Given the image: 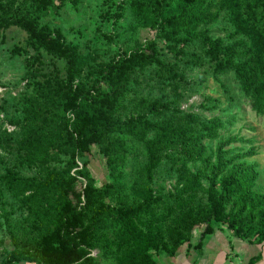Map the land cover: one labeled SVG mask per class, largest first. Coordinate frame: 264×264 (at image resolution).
Segmentation results:
<instances>
[{
  "label": "rangeland",
  "instance_id": "rangeland-1",
  "mask_svg": "<svg viewBox=\"0 0 264 264\" xmlns=\"http://www.w3.org/2000/svg\"><path fill=\"white\" fill-rule=\"evenodd\" d=\"M159 1L63 0L58 15L47 18L46 22L60 29L69 44L78 46L86 61L82 82L87 84L96 76L98 62L117 58L123 50L139 46L148 39L156 40L161 47V58L185 80L171 77L157 65L138 70L124 88L119 115L123 119L137 116L145 112L153 101L164 99L168 101V106L162 114L186 128L195 124L191 114L231 119L232 123L222 132V138L238 135L254 141L259 154L250 161L258 164L257 189H263L264 115L254 111L251 99L243 95L230 73L220 76L225 88L214 80L213 66L203 52L201 41L188 50V54H194L192 60L188 56H176L168 48L167 43L158 37L152 19ZM166 1L173 5L184 2ZM37 7L38 0H0V18H33ZM213 22L202 29L208 27L216 36L228 39L230 29L225 28L223 22ZM36 51L27 33L20 28L0 30L1 264L9 258L8 252H26L41 244L42 237L52 227L56 207L61 200L59 189L43 174L35 173L29 164L17 162L14 158L16 152L10 155V146L21 139L31 134H51L58 128L45 120L43 113L56 100L58 78L62 77L65 63L47 53H43L42 63H39L33 58L37 56ZM196 56H200L202 61L196 63ZM33 60V73L30 74L27 64ZM207 97L219 99V107L212 110L205 108L202 103ZM132 133H108L101 148L93 147L87 156L96 185L105 191L103 202L115 208L137 205L149 197V152L144 139L137 137L138 133ZM218 142L219 139L207 140L206 144L214 150ZM232 146L248 148V144L244 143ZM105 149L106 158L100 153ZM79 163L82 165L83 158H79ZM179 166L180 160L176 158L158 162L153 172L152 200L141 219L132 216L122 224L120 220L103 217L96 222L91 236L97 246L92 252V264H131V256L156 240L160 247V252L154 256L157 264H200L208 237L213 239V245L216 240L223 243L220 247L224 251L225 264L235 260V253L243 257L247 262L245 264H249L255 256L254 247L250 246L253 244L234 237L220 223H214L216 230L204 240L202 250L195 248L204 230L203 215L209 208L207 181L202 180L191 192L178 194L183 186L181 184L178 188ZM194 171L195 167H192L187 179ZM93 215L94 212L89 214L86 224ZM124 225L132 230L127 232ZM190 226L193 231L189 239L175 248L178 238L188 235ZM261 246L264 247V244ZM11 264L34 263L20 261Z\"/></svg>",
  "mask_w": 264,
  "mask_h": 264
},
{
  "label": "trees",
  "instance_id": "trees-1",
  "mask_svg": "<svg viewBox=\"0 0 264 264\" xmlns=\"http://www.w3.org/2000/svg\"><path fill=\"white\" fill-rule=\"evenodd\" d=\"M183 1L177 5L166 0L157 3L152 19L158 37L176 56H188L190 60L194 54H188L189 48L201 41L203 52L213 66L214 80L225 88L220 76L230 73L243 95L251 99L254 111L264 115V0ZM62 4L63 0H38L33 18H0V30L18 27L27 33L37 48L34 60L42 63L43 53H47L65 63L62 77L58 78L56 100L43 113L45 120L58 128L51 134H31L10 146V155L16 152L17 162L29 164L35 173L43 174L59 189L61 200L52 227L42 237L41 244L26 252H8L9 258L2 264L20 261L92 264V252L97 246L91 236L96 222L104 217L120 220L123 224L129 217L140 218L150 206L154 193L153 172L158 162L167 158L180 160L178 188L183 186L178 194L191 192L202 180L207 181L209 208L203 215L204 230L196 249L202 250L204 240L215 232L214 223L225 225L238 239L264 244V188L257 189L258 164L250 161L259 154L254 141L238 135L222 138V132L232 120L221 117L191 114L195 124L183 127L162 114L168 106L164 99L153 101L137 116L123 119L119 109L124 88L138 70L157 65L171 77L182 80L185 77L161 58V47L152 38L123 50L117 58L98 62L96 76L88 84L83 83L86 61L78 46L69 44L60 29L46 22L47 18L58 15ZM211 21L213 24L223 22L224 27L230 29L228 39L216 36L208 27L202 29ZM34 60L27 64L30 74ZM195 60L196 63L202 61L200 56ZM220 103L219 99L207 97L202 105L212 110ZM113 131L123 135L138 133L137 137L144 139L149 152V197L137 205L115 208L105 204V191L96 185L89 168L87 156L93 147L101 148L108 133ZM218 139L214 150L206 144L207 140ZM236 143L248 144V148L233 147ZM106 151L100 152L104 158ZM79 158H83L82 165ZM192 167L195 171L187 179ZM92 212L94 215L86 224ZM124 227L127 232L132 230L127 225ZM191 228L186 237L178 238L175 248L189 239ZM159 250L156 240L137 251L129 262L157 264L154 256ZM260 258L252 257L249 264L257 263Z\"/></svg>",
  "mask_w": 264,
  "mask_h": 264
},
{
  "label": "crops",
  "instance_id": "crops-1",
  "mask_svg": "<svg viewBox=\"0 0 264 264\" xmlns=\"http://www.w3.org/2000/svg\"><path fill=\"white\" fill-rule=\"evenodd\" d=\"M216 242L217 243L215 245H213V239L208 237V240L205 243V246L203 245L204 246V252L200 258V264H225L224 263V254H223L224 251L220 247L223 245V243L221 241L219 242L218 240H216ZM259 245H261V244H259ZM259 245L253 244L250 246H251V248L254 247V250H253V251H255L254 255L261 257L260 260L255 264H264V247L263 246L259 247ZM250 246H245V247H250ZM243 253H245V252H243ZM234 256L236 257L235 260L233 261V259H232V262L227 263V264H245L244 262H246V261L243 259V257L238 256L237 253H235Z\"/></svg>",
  "mask_w": 264,
  "mask_h": 264
}]
</instances>
